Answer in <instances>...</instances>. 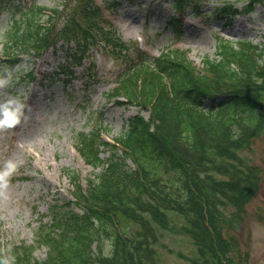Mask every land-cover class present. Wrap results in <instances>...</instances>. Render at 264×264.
<instances>
[{
    "label": "trees",
    "instance_id": "16d2710c",
    "mask_svg": "<svg viewBox=\"0 0 264 264\" xmlns=\"http://www.w3.org/2000/svg\"><path fill=\"white\" fill-rule=\"evenodd\" d=\"M171 1L181 16L191 6L226 24L256 5L264 9V0L207 11L201 0ZM102 3L0 0V12L11 14L1 65L19 68L26 57L56 52L61 43L68 60L60 70L70 78V69L87 59L82 75L89 84L91 51L104 40L116 61L108 96L149 113L131 116L113 139L98 117L75 135L84 162L100 170L84 180L66 169L68 201L50 206L35 243L0 242V264H162L166 249L188 264L241 263L229 231L242 224L260 188L262 171L247 152L264 136V42L217 37L216 56L198 67L188 49L170 45L151 55L124 41ZM168 23L175 24L173 16ZM20 76L18 85L36 78L34 69ZM171 234L190 242L187 252L166 242ZM37 245L47 247L44 259L35 256Z\"/></svg>",
    "mask_w": 264,
    "mask_h": 264
},
{
    "label": "rangeland",
    "instance_id": "374dc122",
    "mask_svg": "<svg viewBox=\"0 0 264 264\" xmlns=\"http://www.w3.org/2000/svg\"><path fill=\"white\" fill-rule=\"evenodd\" d=\"M53 7L64 0H33ZM105 17L112 23L124 41L137 40L151 55H159L170 45L188 49V57L198 67L205 57L216 56V38L233 40L251 39L264 42V9L240 14L228 24L215 14L204 15L188 6L182 16L175 11L171 0H102ZM226 2L241 9L244 0H201L203 11ZM174 17L175 24L168 23ZM11 14L0 12V53L4 32ZM177 24V25H176ZM103 50L91 51L92 83L86 87L82 70L84 65L72 68L73 76L65 81L63 72L43 78L44 73H56L59 63H64L65 48L61 43L57 52L49 49L40 57H26L19 68L0 64V104L19 97L26 103V119L14 127H0V166L9 159L18 161V167L7 184L0 183V242L5 246L25 242L35 243L41 221H47L50 206L62 205L70 198L69 178L64 171L74 170L82 179L92 175L94 169L85 163L75 148V135L89 131L96 117L103 123V133L108 139L118 136L128 119L138 112L148 115V110L136 104H118L108 96L112 88L110 73L116 61L105 41L99 43ZM106 49V50H105ZM87 59L83 61L85 64ZM34 69L37 78L18 85L16 79ZM12 105H10L11 107ZM106 155V153H105ZM261 174L260 188L247 204L244 221L232 229L240 248L238 264H264V136L255 140L247 152ZM173 237V238H172ZM166 242L178 251L187 252L186 238L171 234ZM47 247L37 245L35 256L44 259ZM162 264H188L176 252L163 250Z\"/></svg>",
    "mask_w": 264,
    "mask_h": 264
},
{
    "label": "clouds",
    "instance_id": "9594fccd",
    "mask_svg": "<svg viewBox=\"0 0 264 264\" xmlns=\"http://www.w3.org/2000/svg\"><path fill=\"white\" fill-rule=\"evenodd\" d=\"M7 78L0 80V84L6 83ZM10 105H12L10 107ZM27 105L23 99L12 97L0 104V127H14L26 119ZM18 161L7 160L0 166V183L7 184L9 178L18 167Z\"/></svg>",
    "mask_w": 264,
    "mask_h": 264
}]
</instances>
